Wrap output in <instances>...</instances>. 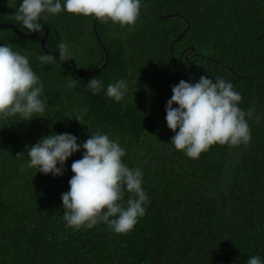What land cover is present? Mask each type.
Wrapping results in <instances>:
<instances>
[{
	"label": "trees",
	"instance_id": "16d2710c",
	"mask_svg": "<svg viewBox=\"0 0 264 264\" xmlns=\"http://www.w3.org/2000/svg\"><path fill=\"white\" fill-rule=\"evenodd\" d=\"M21 3L0 0V22L29 32L14 19ZM141 4L134 26L97 20L108 60L93 17L43 14L48 47L58 50L65 43L80 70L75 74L59 54H49L55 56L51 64L37 59L48 54L41 45L44 32L23 38L0 28V46L28 58L46 101L45 111L29 121L0 118V264H246L252 256L264 262V0ZM201 76L230 82L242 97L238 106L254 109L246 117L249 145H215L196 159L174 148L165 110L172 86ZM92 78L103 84L99 93L86 88ZM119 80L127 91L116 102L106 90ZM92 132L118 141L125 150L122 162L143 173L145 215L127 234H115L104 223L66 226L61 197L83 149L69 157L60 176L27 166V149L40 139L69 133L83 144ZM129 195L125 191L121 201L125 207Z\"/></svg>",
	"mask_w": 264,
	"mask_h": 264
},
{
	"label": "clouds",
	"instance_id": "9594fccd",
	"mask_svg": "<svg viewBox=\"0 0 264 264\" xmlns=\"http://www.w3.org/2000/svg\"><path fill=\"white\" fill-rule=\"evenodd\" d=\"M141 7V0H63V4L61 0H22L14 19L31 33L42 31L39 21L42 16L47 19L43 14L56 15L62 11L125 28L136 24ZM57 48L61 60L72 58L65 43H59ZM37 59L46 64L55 62V56L49 54ZM86 88L95 94L103 84L92 78ZM42 91L43 85L28 58L7 45L0 46V118L19 115L22 121H29L34 114L43 113L46 101L41 99ZM126 91V82L119 80L107 86L106 94L119 102ZM241 100L240 93L223 78L213 82L201 76L195 83L180 80L172 86V96L165 109L167 127L175 133L171 137L174 148L196 159L215 145H249L252 137L246 117L251 119L254 109L242 110L238 106ZM174 104L178 107H173ZM76 119L83 124L82 118ZM255 120L257 124L260 122L258 116ZM81 149L84 150L82 158L71 164L73 175L68 182L69 190L61 197L66 226L91 229L104 223L115 234L131 232L138 219L145 215L144 205L148 202L142 188L143 173L140 168H129L122 162L125 150L107 134L92 132L83 144H78L72 134L53 133L27 149V166L45 175L60 176L65 162ZM125 191L130 194L126 207L121 203ZM246 264L264 262L259 256H252Z\"/></svg>",
	"mask_w": 264,
	"mask_h": 264
},
{
	"label": "water",
	"instance_id": "95a60500",
	"mask_svg": "<svg viewBox=\"0 0 264 264\" xmlns=\"http://www.w3.org/2000/svg\"><path fill=\"white\" fill-rule=\"evenodd\" d=\"M147 12H149L150 14L152 15H156L158 17H166L168 15H162V14H159V13H155L153 11H150V10H146V9H143ZM2 27H8V28H12L20 37H23V38H35L37 37L40 33L44 32L43 34V37L41 39V45H42V48L44 49V51L48 54H59V50H51L49 47H48V38H49V32H50V26L49 25H43V29L40 33H31V32H27V31H24L22 29H20L16 24L12 23V22H7V21H2L0 22V28ZM93 27H94V31L96 33V36L99 40V42L101 43V46L104 48L105 52H106V57H107V60H108V57H109V53H108V50L106 49L101 37H100V34H99V31H98V28H97V19L94 18V23H93ZM185 33V31L183 33H181L175 40L174 42L172 43V45L175 43V41L181 37L183 34ZM187 49H185L186 51ZM191 50H194V47H191ZM184 51V52H185ZM184 52L180 55V57H183L184 55ZM198 54V55H202L204 56L205 54L203 53H200V52H197L195 53V55ZM72 58H69V60L71 61L72 65H73V74H75L76 72H80V70L78 69L77 65H76V61H75V58L74 56L71 54ZM186 57H188V54L186 55ZM107 61L101 66V68H103L105 65H106ZM100 68V67H99ZM99 68L95 69V70H92L90 72H96L99 70ZM89 72V71H88ZM233 72L237 75H239L235 70H233Z\"/></svg>",
	"mask_w": 264,
	"mask_h": 264
}]
</instances>
